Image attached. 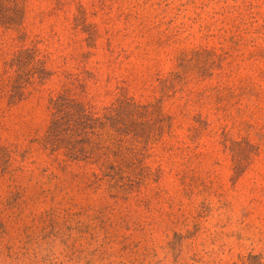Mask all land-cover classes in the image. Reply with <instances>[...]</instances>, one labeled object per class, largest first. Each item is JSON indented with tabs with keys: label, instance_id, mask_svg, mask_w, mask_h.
Wrapping results in <instances>:
<instances>
[{
	"label": "rangeland",
	"instance_id": "1",
	"mask_svg": "<svg viewBox=\"0 0 264 264\" xmlns=\"http://www.w3.org/2000/svg\"><path fill=\"white\" fill-rule=\"evenodd\" d=\"M0 264H264V0H0Z\"/></svg>",
	"mask_w": 264,
	"mask_h": 264
}]
</instances>
